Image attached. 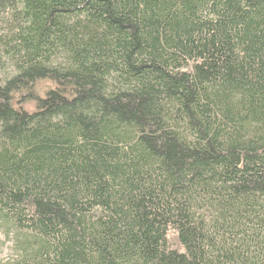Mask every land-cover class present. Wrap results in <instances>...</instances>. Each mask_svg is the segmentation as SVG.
<instances>
[{
	"label": "trees",
	"instance_id": "obj_1",
	"mask_svg": "<svg viewBox=\"0 0 264 264\" xmlns=\"http://www.w3.org/2000/svg\"><path fill=\"white\" fill-rule=\"evenodd\" d=\"M0 264H264V0H0Z\"/></svg>",
	"mask_w": 264,
	"mask_h": 264
},
{
	"label": "rangeland",
	"instance_id": "obj_2",
	"mask_svg": "<svg viewBox=\"0 0 264 264\" xmlns=\"http://www.w3.org/2000/svg\"><path fill=\"white\" fill-rule=\"evenodd\" d=\"M13 254L12 238H8L0 232V258H8Z\"/></svg>",
	"mask_w": 264,
	"mask_h": 264
}]
</instances>
